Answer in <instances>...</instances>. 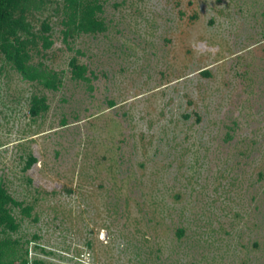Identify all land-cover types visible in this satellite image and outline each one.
I'll return each mask as SVG.
<instances>
[{
    "label": "rangeland",
    "instance_id": "1",
    "mask_svg": "<svg viewBox=\"0 0 264 264\" xmlns=\"http://www.w3.org/2000/svg\"><path fill=\"white\" fill-rule=\"evenodd\" d=\"M77 2L0 43V263L264 264V0Z\"/></svg>",
    "mask_w": 264,
    "mask_h": 264
},
{
    "label": "trees",
    "instance_id": "2",
    "mask_svg": "<svg viewBox=\"0 0 264 264\" xmlns=\"http://www.w3.org/2000/svg\"><path fill=\"white\" fill-rule=\"evenodd\" d=\"M69 6H76L78 5L77 0H65ZM23 0H0V43H8L9 39H16V34L18 31H23L25 25L22 24L21 18H17L11 20V14L15 12V10H21V5ZM85 9L83 12V16L79 18V22L76 25V28L81 32H95L100 29L99 24H97L92 19V11L93 7H89L84 5ZM66 35V32H63V36ZM23 47V43L20 44ZM20 45L14 49L13 55L11 56L13 63L15 65V69L20 73L23 74V66L22 62L25 60V54L21 53ZM44 47L48 46V42L44 40L43 42ZM21 53V54H20ZM70 66V74L73 79H82L83 78V71L84 69L80 66H74L71 62L69 63ZM42 85L46 89L53 90L55 89V77L54 75H50L48 79L43 80ZM42 99L38 100L34 105H32L29 109L30 115H35L38 112V109H42L44 105L42 104ZM37 105V106H36ZM34 163L33 158H29L27 163L25 164V169L29 168ZM10 205H17L16 202L12 201L0 188V227L8 230L13 231L15 229V225L13 224L12 218L9 215V211L6 206ZM6 244L4 242H0V247H4ZM1 264V263H0ZM24 264V261L21 262Z\"/></svg>",
    "mask_w": 264,
    "mask_h": 264
}]
</instances>
